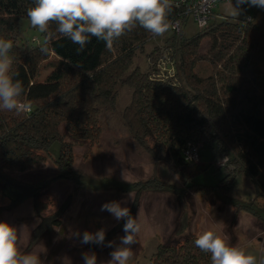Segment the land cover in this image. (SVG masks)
<instances>
[{
    "label": "trees",
    "instance_id": "obj_1",
    "mask_svg": "<svg viewBox=\"0 0 264 264\" xmlns=\"http://www.w3.org/2000/svg\"><path fill=\"white\" fill-rule=\"evenodd\" d=\"M31 6L33 0H0V35L14 41L16 78L22 80L25 98L31 102V110L25 114L0 111V185L18 194L12 204L32 199L37 216L45 210L37 199L43 184L23 183L10 174L43 165L56 143L60 147L54 162L56 180H72L73 144L65 141L60 128L72 141L86 142L92 148L100 135L99 108H114L118 83L132 91L121 117L133 140L153 160L169 159L174 173L184 180V189L197 193L217 190L226 195L237 176L244 174L264 198V8L259 7L251 17L221 22L212 13L208 25L190 39L182 36V29L179 35L170 29L172 36L163 46L146 55L148 71L135 68L123 80L135 53L144 54V46L157 37L137 27L115 41L111 51L104 41L93 37L79 52L78 45L57 38L43 53L41 34L42 42L26 49L18 46L17 37ZM182 13L172 4L169 19L173 23ZM204 39L209 40V51L200 54ZM163 60H170L173 66L170 77L160 76ZM42 69L49 73L40 81ZM187 143L216 148L226 160L225 175L214 186L192 183L205 170L184 160ZM133 187L136 195L130 212L134 216L138 192L160 190L164 184L150 179ZM65 204L57 213L41 218L30 246L59 226ZM123 224L122 220L105 239ZM185 228L184 223L180 231ZM195 238L191 235L182 242L158 245L149 264H210V254L195 246Z\"/></svg>",
    "mask_w": 264,
    "mask_h": 264
},
{
    "label": "rangeland",
    "instance_id": "obj_2",
    "mask_svg": "<svg viewBox=\"0 0 264 264\" xmlns=\"http://www.w3.org/2000/svg\"><path fill=\"white\" fill-rule=\"evenodd\" d=\"M233 4L236 0L232 1ZM238 17L228 11V5L217 4L213 10L216 22L225 18L240 20L245 15L253 16L258 6L245 3ZM192 18H188L182 28V36L190 39L200 32ZM172 36L171 31L162 37L149 41L144 46V54L135 53L132 65L122 76L124 80L135 68L142 73L148 71L146 55L156 46H163ZM42 42L41 33L30 26L29 20L20 23L17 37L18 46L27 49ZM210 43L204 39L200 54H207ZM164 61V62H163ZM160 62L161 77L172 76L173 66L170 60ZM49 70L40 71L42 81ZM116 104L114 108L100 107L98 123L100 135L92 148L86 142H74L63 131L65 141L73 144L72 180H56L58 170L54 164L59 156V144L48 151L47 161L23 174H10L23 183H42V192L37 199L45 206L41 215L34 213V202L28 199L12 204L18 194L3 190L0 185V221H7L18 230L20 250L40 255L43 264H84L85 252L95 253L97 264H107L113 248L80 242L84 231L96 232L104 228L106 235L122 220L117 221L108 211H101L107 202L118 201L130 209L136 190V183H145L157 179L164 184L163 189L140 191L134 217L141 223L137 242L132 246L133 258L129 264H149L158 245L182 242L191 235L198 236L208 229H216L225 234L230 243L244 249L256 257L257 264H264V198L259 196L244 174L237 176L235 183L226 195L217 190L212 192H194L184 189V180L174 173L169 159L153 160L146 151L133 140L128 126L121 114L130 103L131 89L118 83L115 87ZM153 140H149L152 145ZM226 160L220 157L216 148L206 144L197 146V162L193 163L204 173L194 177L195 185L214 186L225 175L223 165ZM66 203V204H65ZM57 227H53L38 237L30 246L33 232L42 217L57 213L63 205ZM186 228L180 231L182 224ZM81 235L77 237L75 233ZM124 235L123 228L105 239L119 244Z\"/></svg>",
    "mask_w": 264,
    "mask_h": 264
},
{
    "label": "clouds",
    "instance_id": "obj_3",
    "mask_svg": "<svg viewBox=\"0 0 264 264\" xmlns=\"http://www.w3.org/2000/svg\"><path fill=\"white\" fill-rule=\"evenodd\" d=\"M264 8V0H228V11L238 17L242 4ZM172 0H33V6L26 11L30 26L44 34L41 52H48V44L57 38H67L83 51L91 39L105 42L113 50V44L127 32L143 28L153 37H162L175 26L169 19ZM55 25V28H52ZM14 41L0 35V111L16 115L28 113L31 102L25 98L22 80L14 70L15 56L12 54ZM117 221L123 220L124 235L119 244L108 241L105 244L104 228L96 232L84 231L80 242L113 248L107 264H129L133 258L132 246L136 244L141 223L130 209L118 201L101 206ZM80 237V233H75ZM195 246L210 254V264H257L256 257L230 243L228 237L216 229L200 233L194 240ZM17 228L7 221H0V264H43L40 255L20 250ZM84 264H97L95 253L82 255Z\"/></svg>",
    "mask_w": 264,
    "mask_h": 264
},
{
    "label": "built area",
    "instance_id": "obj_4",
    "mask_svg": "<svg viewBox=\"0 0 264 264\" xmlns=\"http://www.w3.org/2000/svg\"><path fill=\"white\" fill-rule=\"evenodd\" d=\"M233 1V0H232ZM172 4L177 8L182 9L180 19L173 22L175 26L171 31L176 35H179L183 27V23L188 18H192L194 23L203 29L208 25L210 15L217 4L228 5V0H172ZM246 21H250V17L246 18ZM197 144L187 143L182 156L186 162H197Z\"/></svg>",
    "mask_w": 264,
    "mask_h": 264
}]
</instances>
